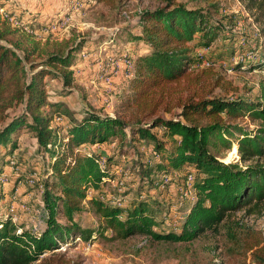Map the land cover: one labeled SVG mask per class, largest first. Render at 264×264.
<instances>
[{"label": "trees", "instance_id": "16d2710c", "mask_svg": "<svg viewBox=\"0 0 264 264\" xmlns=\"http://www.w3.org/2000/svg\"><path fill=\"white\" fill-rule=\"evenodd\" d=\"M95 1L111 4L115 0ZM166 1V6L140 15L141 32L129 40L143 44L145 53L133 59L134 77L120 97V115H101L90 109L80 120L62 101L51 100L47 80L58 79L71 88L79 79L73 69L77 54L93 44L100 47L106 40L117 44L120 34L75 46L56 43L50 52L28 40L30 48L24 49L21 57L18 51L27 42L24 31L0 16V178L24 131L34 135L40 151L51 160L41 184L45 229L39 235L9 217L2 219L0 264H83L58 251L75 244L77 238L88 242L95 233V239L111 241L147 236L157 242L191 243L209 231L219 232L238 212L264 210V80L254 100L215 96L219 87L235 91L232 83H222L219 77L208 86V76L195 75L193 68L200 60L196 51L211 48L226 26L223 18L213 21L219 4L204 0L211 3L209 8L189 9L177 0ZM258 1L251 0L250 6L264 7V0ZM23 4L20 0H0V8L16 14L30 30H39L44 24L41 15L26 11ZM122 53L120 50L114 58L118 60ZM36 55L46 57L41 62L32 61ZM20 106L24 112L11 118L10 112ZM164 113L173 118L166 119ZM65 115L70 124L63 135L56 119H65ZM241 120L257 123L258 128L250 131L238 123ZM127 130L132 142L152 145L156 155L162 156V163L142 167V176L149 184L159 173L194 174L196 200L190 204L180 233L157 232L158 217L146 201L126 207L102 201L108 168H101L100 154L84 153L82 148L107 144L114 138L122 148L128 143ZM234 149L239 159L225 162L224 156ZM111 160L107 158V165ZM89 189L96 192L89 202L102 220L95 231L82 227L76 219L85 209ZM248 236L246 251L252 253L256 264H264V237L257 233Z\"/></svg>", "mask_w": 264, "mask_h": 264}, {"label": "rangeland", "instance_id": "374dc122", "mask_svg": "<svg viewBox=\"0 0 264 264\" xmlns=\"http://www.w3.org/2000/svg\"><path fill=\"white\" fill-rule=\"evenodd\" d=\"M20 1L24 3L23 9L41 15L40 20L44 21L39 30L27 31L21 28L25 33L24 40L27 41L18 51L21 57L25 56L24 49L30 48L28 40L40 43L42 49L50 52L56 43L69 42L71 46H75L81 41L93 43L96 39L106 40V37L115 33L120 34L117 44L106 40L108 42L100 47L93 44L77 54L73 69L79 79L71 88H65L61 80H47L51 100L62 101L75 119L80 120L84 112L90 109L101 115H120V97L125 94L134 77L133 59L138 54L145 53L143 44L136 45L129 40L141 32L140 15L145 11L166 6L167 1L115 0L111 4L95 0ZM259 1L257 4L263 0ZM177 2L185 4L189 9L209 8L211 4L204 0ZM212 2L220 6L213 21L223 18L226 26L211 48L196 51L200 60L193 68V73H203L204 78L208 76L207 80L211 83L208 86H212L219 77L223 79L222 83H232L235 91H226L219 87L215 89V96H242L254 100L259 95L261 82L264 80V7L250 6L251 0ZM76 3L83 5L79 12L73 11ZM55 25L59 26V30H52ZM120 50L123 52L122 56L116 60L114 57L118 56ZM45 57L36 55L32 61L41 62ZM115 61H120L119 65L113 66ZM128 61L131 62L130 67H127ZM26 65L29 67L30 62ZM112 67H116L117 74H114ZM105 71L113 76L111 87H106L100 79ZM23 112L24 106H20L10 112V117ZM163 116L166 119L173 118L166 113ZM65 117L63 122L55 125L61 128L63 135L65 126L70 124V117ZM238 123L250 131L258 128L257 123L249 120ZM127 133L128 143L122 148L117 138L103 147L82 148L84 153L100 154V164L103 169L108 168L109 177L104 184L102 201L109 205L121 204V207L135 201H146L158 217L160 225L155 228L157 232L180 233L190 204L196 200L194 194L184 195L188 190L189 176L194 174L159 173L153 176L154 180L149 184L142 176V167L162 163V156L156 155L152 145L148 146L140 141L132 142L129 130ZM109 157H112V162L107 165ZM238 159L235 149L223 158L227 163ZM50 162L49 155L40 151L34 135L24 131L19 138L18 150L12 157L7 158L1 173L0 221L9 217L14 223L36 234L43 232L47 213L43 204L44 188L41 184L49 172ZM4 175H7V181L2 185L1 179ZM95 193L93 189H89L85 209L76 216L82 227L94 231L98 230L102 221L89 202ZM248 233H257L264 237V210L252 214L238 212L222 224L219 232L209 231L191 243L157 242L147 236L116 241L97 238L91 249L85 245L87 242H76L58 252L66 253L69 258L80 260L83 264H256L252 253L246 251L245 246L250 240ZM106 235L111 237V233ZM93 236L97 237V234Z\"/></svg>", "mask_w": 264, "mask_h": 264}, {"label": "built area", "instance_id": "2783aa9c", "mask_svg": "<svg viewBox=\"0 0 264 264\" xmlns=\"http://www.w3.org/2000/svg\"><path fill=\"white\" fill-rule=\"evenodd\" d=\"M64 2H68L69 0H63ZM78 3V2H77ZM75 4L74 6V9H73V11L74 12H79L80 10H81V8L83 7V5L82 4ZM0 16L3 18V19H5L6 21H8L9 22V24L12 26V27H14V28H24V29H26L27 31L29 30L30 31V29H29V27L28 26H25L22 22H20V20H19V18L17 17V15L16 14H9L4 8H0ZM52 30L53 31H57V30H59V26H57V25H55V26H53V28H52ZM128 60V59H127ZM119 63H120V61H115V62H113L112 64H113V66H115L116 64H118L119 65ZM129 64H131V62L130 61H128V66L127 67H130V65ZM111 69H113V71H114V74H117V69H116V67H112ZM110 69V70H111ZM100 79L104 82V84H105V86L106 87H111V85L113 84V76L112 75H110L108 72H104L102 75H100ZM64 121V118H62V117H57V119H56V122L57 123H61V122H63ZM101 165V168H103V165L102 164H100ZM7 181V175H4L3 177H2V179H1V183H2V185L5 183ZM193 181H194V175H190L189 176V179H188V181H187V185H188V190H186L185 192H184V195L185 196H188V195H193L194 194V196H196V191H195V189H194V187H193ZM121 185H123L122 183H121ZM119 206L121 207V204H119ZM2 228V226H0V229ZM94 240H95V236H93V238L90 240V241H88L87 242V244H85L88 248H92L93 246H94ZM77 242H85L82 238H77V240H76Z\"/></svg>", "mask_w": 264, "mask_h": 264}, {"label": "crops", "instance_id": "0c3cea01", "mask_svg": "<svg viewBox=\"0 0 264 264\" xmlns=\"http://www.w3.org/2000/svg\"><path fill=\"white\" fill-rule=\"evenodd\" d=\"M97 146H101V147H103V146H105V144H103V145H97ZM88 147H89V146H88ZM94 147H96V146H94ZM101 147H100V148H101ZM100 148H99V149H100ZM100 150H101V149H100ZM24 198H26V197H24Z\"/></svg>", "mask_w": 264, "mask_h": 264}]
</instances>
